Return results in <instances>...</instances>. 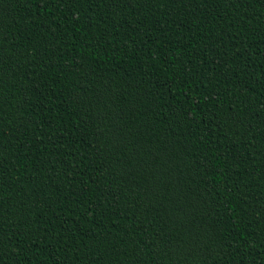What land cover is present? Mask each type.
Masks as SVG:
<instances>
[{"label": "trees", "instance_id": "1", "mask_svg": "<svg viewBox=\"0 0 264 264\" xmlns=\"http://www.w3.org/2000/svg\"><path fill=\"white\" fill-rule=\"evenodd\" d=\"M0 264H264V0H0Z\"/></svg>", "mask_w": 264, "mask_h": 264}]
</instances>
